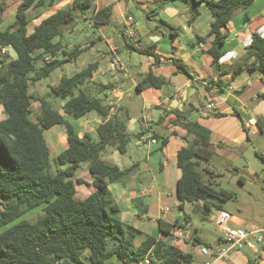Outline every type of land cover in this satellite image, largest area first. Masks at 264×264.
<instances>
[{"label":"crops","instance_id":"obj_1","mask_svg":"<svg viewBox=\"0 0 264 264\" xmlns=\"http://www.w3.org/2000/svg\"><path fill=\"white\" fill-rule=\"evenodd\" d=\"M24 1L7 0V4H0V31L14 23L17 9ZM27 1L32 2L26 10L28 33H32L42 20L59 10L71 8L75 19L76 14H80L83 20L91 23L94 13L111 7V22L96 27L100 32L97 41L91 39L89 44L83 45L77 41V44H72V38L65 41L64 35L77 33L73 24L75 19L62 27V35L55 41L60 42L66 54L71 51L81 52L75 55L71 53L69 60L53 71L76 65L85 55L94 59L87 65L95 63L97 68L82 89L98 99L102 106L110 107L108 115L103 118L92 110L82 118L74 119L64 112L65 101L48 97V94L45 99L73 126L79 138L86 134L93 142H97L98 126L115 117L125 122L133 137L122 154L126 157L128 166L119 167L118 164L106 163L119 169L135 165L136 169L124 182L108 185L116 206V210L109 214L136 230L134 248L146 237H152L188 253L186 245L195 246L199 241L195 235L196 228L189 224L186 217L181 222L180 216L173 210L179 209L176 190L181 171L177 167V152L187 147L194 135L176 124V120L182 114L186 116L180 120L182 124L197 121L209 130V148L213 152L211 159L219 155L233 161L235 169H238L239 163L242 164L241 157L247 150L245 141L249 139L255 126L260 124L263 128L264 75H250L247 71L234 75V72L252 62V59L247 58L246 52L253 36H264V0H255L248 8L237 11L222 30L226 37L223 44L218 46L222 56L217 70L208 53L215 40V36L209 34L213 19L204 6L198 8V17L188 24L191 14L180 0L168 2L162 7L152 0H88L91 8L85 12L73 8L74 0ZM7 13L10 14L9 19H6ZM127 16L132 17L137 31L138 47L135 48L128 46L124 38V20ZM89 25L92 27V24ZM104 27L112 30L106 32ZM100 43L102 45L99 46ZM124 49L128 53H124ZM5 51L9 54V60L14 59L10 55V49ZM41 65L40 60L38 67ZM147 75L161 79L162 85L138 89L137 86L142 84ZM62 77L64 75L58 76L56 83L52 85L57 84ZM211 81H221L223 88L211 85ZM38 82L34 84L35 87ZM99 86L108 88L105 90ZM47 87L49 90V85ZM35 95L41 97L39 93ZM208 103H213L215 109L208 110ZM30 108L32 120L36 123L41 114L39 101L32 102ZM251 119L255 121V125L248 128L247 124ZM44 136L50 158L53 159L66 146V131L64 127L54 125L44 130ZM114 151L118 152L115 146H107L102 154L109 155ZM212 171L216 175L215 168ZM76 177L85 181V184H75L74 197L84 200L95 191L93 179L85 164L80 165ZM243 181L241 178V182ZM212 219L215 220V217ZM158 220L168 225L177 223V226H182L183 237L177 238L174 229L170 234L171 240L163 238L166 234L159 229ZM232 221L235 227L231 228L264 225V221L258 226H245L236 218ZM186 232L189 233L188 239L187 236L185 238ZM221 240L223 241L222 237ZM252 254L253 259L264 264V249L258 254ZM249 260L252 259L241 251H236L227 261L219 264H248Z\"/></svg>","mask_w":264,"mask_h":264},{"label":"trees","instance_id":"obj_2","mask_svg":"<svg viewBox=\"0 0 264 264\" xmlns=\"http://www.w3.org/2000/svg\"><path fill=\"white\" fill-rule=\"evenodd\" d=\"M152 1L162 7L174 0ZM180 1L191 14L188 24L198 17L200 6L211 13L213 21L209 34L214 35L215 40L208 53L217 70L222 56L218 46L226 37L222 30L237 11L248 8L255 0ZM31 4L25 0L17 9L14 23L0 31V108L5 117L0 121V229L7 227L0 233V264H103L113 255L121 264H132L150 249L158 264H189L190 254L152 237H146L134 248L136 230L109 214L116 206L108 185L124 182L136 169L135 165L119 169L101 159L107 146L113 145L120 154L125 153L127 144L133 139L125 122L115 117L98 126L97 142L86 134L79 138L73 126L45 98L30 92L36 82L62 67L71 53L81 52L66 54L60 42L55 41L62 35V27L75 19L71 8L57 11L28 33L26 10ZM72 6L85 12L91 8V3L74 0ZM110 16L111 7L103 8L94 13L91 24L93 27L107 25L111 22ZM6 49L14 52V59L9 60ZM246 56L252 62L236 69L234 75L243 71L264 75V36H253ZM40 60L42 65L38 67ZM96 68L95 63L89 64L70 77H62L57 84L49 86L48 97L65 101L63 110L74 119L92 110L105 118L110 107L102 106L98 99L82 89ZM162 83L161 79L147 75L137 88L159 87ZM210 84L223 88L221 81ZM99 88L107 90L108 87ZM34 101H39L41 111L36 123L30 108ZM184 117L179 114L176 124L193 134L194 139L177 152V167L181 171L176 190L178 207L183 209L186 203L193 204L208 216L212 208L210 199L227 202L233 198V193L202 181L201 163L209 162L213 156L209 148L210 132L197 121L182 124L180 120ZM54 125L64 127L66 146L51 159L44 130ZM82 164L93 179L95 191L84 200H77L75 184H85L76 177ZM35 209L41 211L35 221L22 219L25 213ZM158 227L168 235L174 229H183L177 223L168 225L162 220H158ZM87 250L89 254L84 257ZM248 264L259 263L255 258Z\"/></svg>","mask_w":264,"mask_h":264},{"label":"rangeland","instance_id":"obj_3","mask_svg":"<svg viewBox=\"0 0 264 264\" xmlns=\"http://www.w3.org/2000/svg\"><path fill=\"white\" fill-rule=\"evenodd\" d=\"M7 4V0H0V4ZM9 13V12H8ZM6 14V19L10 18V14ZM13 18V17H12ZM2 19V18H1ZM2 22V21H0ZM74 26L77 29L75 35H64V40L68 41L72 38V44H89L91 39L97 41L100 38V32L96 27H90L89 21L82 19L80 14H76V19L73 21ZM103 30L111 31L112 28L104 27ZM102 45L101 43L99 46ZM104 45V44H103ZM124 53H128L126 49ZM10 55L15 58L14 52L10 51ZM94 59L83 56L79 62L75 65L66 66L63 70H57L50 74V76L44 80L39 81L36 87L33 85L30 87V92L35 94H41V97L47 98L46 94L48 85L56 83L58 76H72L75 73L84 69L88 63ZM37 92V93H36ZM36 114V112H34ZM5 117L0 110V121ZM262 127L255 126L252 129L251 136L245 141V147L247 150L241 157L242 164L239 163L238 169H235V163L230 160L223 159L221 156L216 155L209 162H202L200 170L202 181L205 184H210L213 187L222 188L233 193V198L227 202H222L216 199H210L212 204L210 214L208 216L203 215V209L195 208V205L186 203L183 209L175 208L173 211L180 216L181 222L187 218L189 224L196 228L195 235L199 238L195 246L187 244L185 249L192 255V260L189 264H203L205 261L210 260V256H202L199 254L201 248H206L211 254L216 248L226 247L224 241L221 240L222 231L217 227L212 217L218 216L220 212H225L238 221L244 223L243 225H260L264 221V119H262ZM262 128V129H261ZM102 160L109 164H115L119 167L128 166L126 157L118 152H112V154L103 153ZM243 165V166H241ZM215 168L216 175L212 174V170ZM239 178H243L244 181L240 182ZM216 182V183H215ZM0 205V209H1ZM41 214L40 209L28 211L22 217L24 220L35 221ZM228 223V227H235L233 221ZM7 227L1 228L0 233ZM189 233H185V238H189ZM163 238L172 239L171 235H163ZM239 251L247 255L250 259H253V252L249 251L246 247L241 248ZM89 254L87 250L84 253V257ZM86 263V261L84 260ZM154 262L158 264L157 260ZM88 264V262L86 263ZM103 264H121L120 260L116 256L109 257Z\"/></svg>","mask_w":264,"mask_h":264},{"label":"built area","instance_id":"obj_4","mask_svg":"<svg viewBox=\"0 0 264 264\" xmlns=\"http://www.w3.org/2000/svg\"><path fill=\"white\" fill-rule=\"evenodd\" d=\"M95 2L97 0H91ZM124 38L128 46L133 48L138 47L137 31L134 27V21L131 16H127L124 20ZM208 110L215 109L213 103L206 104ZM255 125L253 119L248 121L247 127L250 128ZM231 216L225 212H220L215 217V223L217 227L222 231V238L226 244V247L216 248L213 253H209L206 248H201L200 254L202 256H210L209 261H205L203 264H219V262L227 261L230 255L241 248L255 252L256 254L262 252L264 249V225L261 227L251 228H231L227 224L231 220ZM176 237L182 238L184 231L181 228H177ZM154 252L150 249L143 257L136 259L132 264H157L154 262ZM54 264H58L55 262Z\"/></svg>","mask_w":264,"mask_h":264},{"label":"water","instance_id":"obj_5","mask_svg":"<svg viewBox=\"0 0 264 264\" xmlns=\"http://www.w3.org/2000/svg\"><path fill=\"white\" fill-rule=\"evenodd\" d=\"M128 129H130V126L128 127Z\"/></svg>","mask_w":264,"mask_h":264}]
</instances>
